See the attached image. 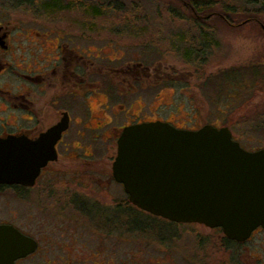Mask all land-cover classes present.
Wrapping results in <instances>:
<instances>
[{"label":"flooded vegetation","instance_id":"flooded-vegetation-1","mask_svg":"<svg viewBox=\"0 0 264 264\" xmlns=\"http://www.w3.org/2000/svg\"><path fill=\"white\" fill-rule=\"evenodd\" d=\"M251 4L259 6L257 0ZM0 9V143H34L51 128L66 126L54 146L56 160L40 170L31 186L0 183L5 205L22 202L26 207L24 215L1 214L0 226H11L36 244L14 264H139L129 254L135 231L130 229L131 210L157 223L217 231L220 250L232 248L235 264H264L263 227L245 240L233 241L220 229L172 223L132 205L114 179L116 151L108 149L117 148L126 127L161 122L189 130L176 127L169 117L163 119L160 106L148 108L146 101L157 100V89L175 84L168 70L135 60L114 66L113 59L102 57L93 25L83 26L84 34L75 29L62 32L39 22L19 23L12 9ZM36 10L46 13L49 8ZM256 12L244 23L264 27ZM151 232V239L163 241L161 227L154 224ZM170 232L166 237H177ZM196 256H190L194 264H209Z\"/></svg>","mask_w":264,"mask_h":264},{"label":"rangeland","instance_id":"rangeland-1","mask_svg":"<svg viewBox=\"0 0 264 264\" xmlns=\"http://www.w3.org/2000/svg\"><path fill=\"white\" fill-rule=\"evenodd\" d=\"M33 1L0 0V8L12 9L19 23L39 22L46 28L49 26L62 32H73L75 29L84 34L86 28L83 26L93 25L92 36L97 40L102 57L113 59L114 66H124L135 60L151 69L168 70L172 75L175 82L172 89L164 85L155 91L159 93L157 100L152 103L146 101L150 109L160 106L163 119L169 117L176 127L189 130L206 124L226 127L233 140L238 141L246 151L264 149V128L254 130L247 124L264 120V87H257L246 76L243 80L245 87L251 90L245 91V88L235 95V83L221 81L220 76L227 70L249 65L264 67V32L251 21L244 23L257 10L256 18L264 24L261 7L252 5L248 0H77L80 4L78 7L75 0H44L55 1L58 5L42 13L30 5ZM196 1L206 4L205 16L214 14L205 22L207 34L213 35L214 40L212 46L207 44L203 53L194 57V61L193 57L192 60L184 57L188 47L184 41L186 37L193 39L191 43L194 46L199 38L193 27V11L187 5ZM104 5L115 9L110 15L98 14L97 7L103 12ZM223 10L232 13V22L217 16L223 14ZM40 25L35 28L42 32ZM111 40L122 41L123 44L114 42L112 45ZM108 150L114 153L116 148ZM4 202L0 197V215L9 214L10 211L22 215L26 213L24 203L18 202L15 207ZM154 224L161 227L162 242L147 235L152 233ZM130 229L135 230L131 231L130 236V258L139 264H194L197 261L191 262L192 254L197 255V260L209 264L237 263L232 248L224 252L220 250L219 232L209 231L202 226L157 223L131 210ZM170 231L179 235L170 239L166 237L173 234Z\"/></svg>","mask_w":264,"mask_h":264},{"label":"water","instance_id":"water-1","mask_svg":"<svg viewBox=\"0 0 264 264\" xmlns=\"http://www.w3.org/2000/svg\"><path fill=\"white\" fill-rule=\"evenodd\" d=\"M65 127L51 128L34 143H0V183L31 186L56 160L54 146ZM112 172L130 203L152 216L221 229L233 241L264 228V149L246 151L226 127L180 130L161 122L126 127ZM35 247L13 227L0 226V264H14Z\"/></svg>","mask_w":264,"mask_h":264},{"label":"trees","instance_id":"trees-1","mask_svg":"<svg viewBox=\"0 0 264 264\" xmlns=\"http://www.w3.org/2000/svg\"><path fill=\"white\" fill-rule=\"evenodd\" d=\"M75 1H74L75 5L80 6L78 1L77 0H75ZM248 1L250 3L253 2V0H248ZM257 3L259 4V6L263 7V9H264V0H257ZM30 5L33 6L35 9H38V8L40 9V8L55 7L58 4L55 3V1L45 2L44 0H34L32 3H30ZM187 5L188 6L190 5L189 7L193 11V18H194L193 27L195 28V31L199 34V38L195 40V42H197V43L194 46L191 43L193 41V39L189 40V39H187V37L185 38L184 43L187 44L188 47L185 51L184 57L186 59H191L193 57L192 59L195 61V58L198 55L200 56L201 53H203V50H204V48H206L205 46H207V44L212 46V42H213L212 40H214V36L211 34H207V28H205V22L208 21L212 16H214V14L211 13V14H208V16H205L207 14L206 13L207 7L203 1H196L195 3H190ZM104 7H105V9L103 12H102L101 8L97 7L98 14H99V12H101V13H105V14L107 13L110 15L112 13V11H114L113 9H115V8L112 9L110 5H104ZM183 7H185V6L183 5ZM223 12H224L223 14H219L217 16L221 17L226 22H232V18H231L232 13L230 14V11H228V10H223ZM250 18H248V19H250ZM258 21L261 24H263L260 20H258ZM179 40H181V39H179ZM176 41H177V39H176ZM194 52H196V53H194ZM220 76L222 77L221 81L234 82L235 83L236 88L235 89L233 88L234 90H236L235 95L237 93H239L240 91H243L246 88L245 83L243 81V80H245L244 78H246V76L248 78L250 77L251 81L254 84L256 83V86L258 85L257 87H260L261 85L264 87V67L262 65L257 64L254 66L249 65V67L247 66L246 68H241V69H230V70L223 72V74ZM240 85H241V87H240ZM234 90L230 91L229 93H232ZM249 90H251L250 87L246 88L245 91H249ZM247 124L250 126V128L253 127L254 130H256V128H258V129L264 128V120L261 121V119L258 121L256 120L255 124H254V122H249Z\"/></svg>","mask_w":264,"mask_h":264}]
</instances>
